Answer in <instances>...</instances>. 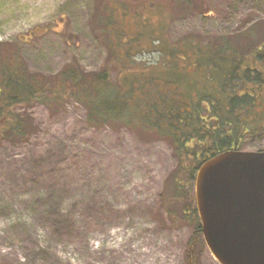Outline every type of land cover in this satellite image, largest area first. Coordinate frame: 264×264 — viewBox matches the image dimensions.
<instances>
[{
  "label": "rangeland",
  "instance_id": "374dc122",
  "mask_svg": "<svg viewBox=\"0 0 264 264\" xmlns=\"http://www.w3.org/2000/svg\"><path fill=\"white\" fill-rule=\"evenodd\" d=\"M132 1L0 0V44L20 47L31 72L53 77L75 61L99 71L115 46H150L134 55L152 64L161 58L152 38L205 44L264 25V0H207L208 15L172 14L169 0H156L159 11L142 14L145 30L122 5ZM23 113L30 137L0 143V264H193L194 227L173 192L170 141L124 125L93 127L77 103ZM242 150H264V129ZM191 192L187 204L196 209L195 184ZM195 261L220 264L206 244Z\"/></svg>",
  "mask_w": 264,
  "mask_h": 264
},
{
  "label": "trees",
  "instance_id": "16d2710c",
  "mask_svg": "<svg viewBox=\"0 0 264 264\" xmlns=\"http://www.w3.org/2000/svg\"><path fill=\"white\" fill-rule=\"evenodd\" d=\"M169 1L172 14L211 13L207 0ZM122 5L145 30L149 22L142 14L159 11L156 0ZM262 29L263 24H255L234 39L216 36L205 44L198 37L176 45L168 38H152L157 40H150V45L161 52L160 60L152 64L134 55L150 46L135 50L115 46V59L103 69L87 71L75 61L53 77L31 72L20 47L0 44V143L30 137L32 123L24 110L39 104L58 111L69 103L83 106L93 127L124 125L167 139L178 160L173 192L194 227L188 253L196 264L205 243L197 209L187 204V198L198 170L218 154L242 150L249 135L264 129ZM116 64L113 79L111 68Z\"/></svg>",
  "mask_w": 264,
  "mask_h": 264
},
{
  "label": "water",
  "instance_id": "95a60500",
  "mask_svg": "<svg viewBox=\"0 0 264 264\" xmlns=\"http://www.w3.org/2000/svg\"><path fill=\"white\" fill-rule=\"evenodd\" d=\"M203 239L220 264H264V151H226L195 182Z\"/></svg>",
  "mask_w": 264,
  "mask_h": 264
}]
</instances>
